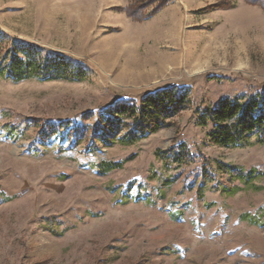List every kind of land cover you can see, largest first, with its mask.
Here are the masks:
<instances>
[{"label": "rangeland", "instance_id": "rangeland-1", "mask_svg": "<svg viewBox=\"0 0 264 264\" xmlns=\"http://www.w3.org/2000/svg\"><path fill=\"white\" fill-rule=\"evenodd\" d=\"M132 1L0 0V32L88 72L73 82L0 78V190L14 196L0 204V264H264V226L239 219L264 207V143L211 145L193 118L195 107L264 89V13L243 0H167L137 22L123 11ZM220 2L233 7H210ZM168 85L187 91L190 107L131 146L90 149L64 131L45 139L30 123L92 125L108 106ZM181 142L193 162L155 157ZM130 156L105 175L91 165ZM205 160L260 170L262 189L197 198L189 186ZM153 171L180 174L162 199ZM45 217L65 231H47Z\"/></svg>", "mask_w": 264, "mask_h": 264}, {"label": "trees", "instance_id": "trees-1", "mask_svg": "<svg viewBox=\"0 0 264 264\" xmlns=\"http://www.w3.org/2000/svg\"><path fill=\"white\" fill-rule=\"evenodd\" d=\"M243 1L260 7L264 13V0ZM166 3L167 0H133L123 11L131 20L142 22L154 16ZM149 7L151 8L148 9ZM210 7L232 8L233 4L220 2ZM0 78L12 82L31 79L73 82L86 80L88 72L62 54L45 53L35 43L8 38L0 32ZM189 107L187 91L178 89L175 85H168L144 94L138 102H119L108 106L92 125L78 126L68 121L50 122L36 117H31L30 123L37 130L38 136L45 139L64 131L67 139L77 136L78 141L83 140L90 149L98 142L105 146L112 144L131 146L146 134L170 127L173 118ZM193 118L196 126L208 128L205 138L211 145L229 148L262 144L264 89L250 96L223 97L213 107H195ZM6 130L10 136L18 133L14 126H6ZM154 155L165 165L170 162L179 166L194 161V155L183 142L176 147L157 149ZM131 157L119 161L101 160L91 165L97 174L105 175L123 168ZM262 176L263 172L254 167L245 169L219 160H205L196 175V181H192L189 187L195 189L197 198L204 197L206 189H213L221 196L228 197L244 190H261L262 186L258 181ZM179 177L180 174L160 177L153 171L148 178L158 180L157 198L162 199L166 190ZM13 197L0 190V204L11 201ZM139 198L147 204L155 203L152 196L147 193ZM239 219L249 225L262 227L264 207H260L253 214L241 213ZM43 221V227L54 235H61L65 231V228L58 230L59 224L55 222L54 217H45Z\"/></svg>", "mask_w": 264, "mask_h": 264}, {"label": "bare ground", "instance_id": "bare-ground-1", "mask_svg": "<svg viewBox=\"0 0 264 264\" xmlns=\"http://www.w3.org/2000/svg\"><path fill=\"white\" fill-rule=\"evenodd\" d=\"M168 26V25H167ZM170 38L169 35L167 36V39Z\"/></svg>", "mask_w": 264, "mask_h": 264}]
</instances>
